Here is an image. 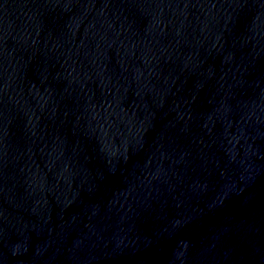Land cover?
Segmentation results:
<instances>
[{"label": "water", "instance_id": "1", "mask_svg": "<svg viewBox=\"0 0 264 264\" xmlns=\"http://www.w3.org/2000/svg\"><path fill=\"white\" fill-rule=\"evenodd\" d=\"M0 264H264V0H0Z\"/></svg>", "mask_w": 264, "mask_h": 264}]
</instances>
